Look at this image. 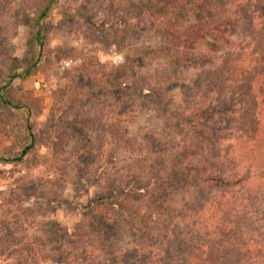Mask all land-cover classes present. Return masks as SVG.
Returning <instances> with one entry per match:
<instances>
[{"label":"trees","instance_id":"1","mask_svg":"<svg viewBox=\"0 0 264 264\" xmlns=\"http://www.w3.org/2000/svg\"><path fill=\"white\" fill-rule=\"evenodd\" d=\"M8 2L0 0V15ZM146 2L138 18H156L165 43L151 54L163 76L154 81L146 72L141 75L145 54L138 52L125 59L120 75L105 74L104 81L95 75L84 78V87L92 91L89 105L99 112L98 102L105 101L108 157L114 159L124 145L142 156L127 164L129 170L108 165L97 173L88 162L76 169L89 176L104 177L106 171L119 177L108 179L84 214L82 231L68 235L56 225L48 230L49 246L61 256L54 263L264 264V0ZM54 3L44 0L40 10L26 9L23 16L35 29L29 48L36 57L30 67L45 52L42 22ZM127 4L123 15L129 17ZM180 69L193 70L194 76L179 78ZM29 71L8 76L0 85L1 104L26 109L31 138L12 154L1 150L0 164L22 161L34 148L30 110L5 98L11 81L24 79ZM170 86L180 90V101L178 117L166 121L169 132L143 127L139 140L128 136L122 124L136 116L134 99L152 98L159 105ZM80 123L85 125L82 118ZM77 157L85 159L81 152ZM177 200L178 211L172 209ZM134 203L139 208L132 210ZM115 219L125 222L139 241L120 247L124 238ZM35 248L30 241H15L10 246L17 255L13 264H42Z\"/></svg>","mask_w":264,"mask_h":264},{"label":"rangeland","instance_id":"2","mask_svg":"<svg viewBox=\"0 0 264 264\" xmlns=\"http://www.w3.org/2000/svg\"><path fill=\"white\" fill-rule=\"evenodd\" d=\"M127 1L133 14L129 17L123 15ZM43 3L44 0H9L0 15V85L8 81V76L23 74L30 68L24 79L11 81L5 98L12 106L22 103L30 110L34 136L29 156L0 164V264H13L17 258L10 249L15 241L34 243L42 264H55L54 260L61 256L49 246L48 230L56 225L68 235L77 229L82 231L84 214L103 194L108 179L119 177L106 171L104 177L89 176L76 173V169L86 162L89 170L97 173L101 172L100 166L128 169L127 164L142 156L134 146L124 145L116 149L114 159L108 157L105 101L98 102L99 112L89 105L92 101L87 94L92 91L84 87V78L95 75L104 81L105 74L120 75L125 59L138 52L145 54L141 75L146 72L145 76L154 81L163 76L151 54L165 43L156 31V18H138L146 0H55L42 22L47 29L45 52L30 67L36 57L29 48L35 29L26 25L23 16L26 9L37 12ZM177 76L186 80L194 74L193 70L180 69ZM179 92L178 88L167 87L159 105L152 98H135L136 116L122 124L128 136L139 140L143 127L167 134L166 123L179 114ZM78 102H82L81 107ZM164 108L166 112L162 114ZM79 117L85 123L83 127ZM25 119V108L0 103V151L6 149L12 154L17 147L30 143ZM53 124L57 133L52 131ZM79 152L85 159L77 157ZM142 181L141 185L146 180ZM137 204L129 207L135 210L139 208ZM179 206L177 200L172 209L178 211ZM113 225L124 238L120 247L139 241L121 219H115Z\"/></svg>","mask_w":264,"mask_h":264}]
</instances>
